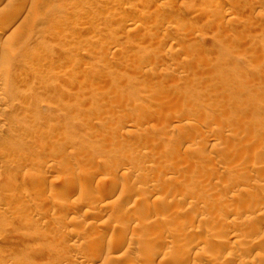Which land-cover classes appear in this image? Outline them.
<instances>
[{"label":"rangeland","instance_id":"374dc122","mask_svg":"<svg viewBox=\"0 0 264 264\" xmlns=\"http://www.w3.org/2000/svg\"><path fill=\"white\" fill-rule=\"evenodd\" d=\"M0 264H264V0H0Z\"/></svg>","mask_w":264,"mask_h":264},{"label":"bare ground","instance_id":"6f19581e","mask_svg":"<svg viewBox=\"0 0 264 264\" xmlns=\"http://www.w3.org/2000/svg\"><path fill=\"white\" fill-rule=\"evenodd\" d=\"M78 188V187H77ZM74 189V190H73ZM73 189H71L70 188V190H73V192L75 191L76 192V187L75 188H73ZM76 189V190H75ZM68 191V190H67ZM72 192V191H71ZM71 192H69V194L71 193ZM73 192L71 193V194H73ZM69 196H71V195H69ZM101 206H103V205H101ZM142 209V208H141ZM140 210H138V212H139ZM179 224H181V223H178V224H175L174 226H173V233H176L177 231L179 232ZM179 227V228H178ZM218 240V239H217ZM201 239H197V238H190V239H187V241H184V242H186L185 243V246L183 247L184 249H186V250H197L198 248L200 249V247H201ZM215 241V240H214ZM213 242V241H212ZM220 243V242H219ZM219 245V244H218ZM204 247H202L201 249H203ZM201 249L200 250H198V252L200 251V253H202L201 252ZM185 250V251H186ZM233 252V251H232ZM206 253V252H205ZM209 253V252H208ZM207 253V254H208ZM229 253V252H228ZM234 253V252H233ZM203 254V253H202ZM226 254V253H225ZM231 254V253H230ZM197 255H199L198 253H197ZM223 258V257H222ZM228 258H230V256H229V254L228 255H224V259H228ZM222 261H223V259H222ZM224 262H225V260H224Z\"/></svg>","mask_w":264,"mask_h":264}]
</instances>
